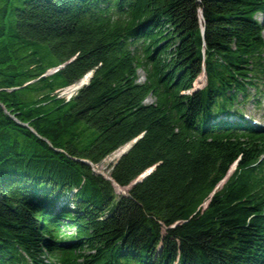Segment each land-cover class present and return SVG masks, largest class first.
Wrapping results in <instances>:
<instances>
[{
  "label": "trees",
  "instance_id": "obj_1",
  "mask_svg": "<svg viewBox=\"0 0 264 264\" xmlns=\"http://www.w3.org/2000/svg\"><path fill=\"white\" fill-rule=\"evenodd\" d=\"M250 101L264 0H0V264H264V127L226 120ZM135 139L111 180L81 162Z\"/></svg>",
  "mask_w": 264,
  "mask_h": 264
},
{
  "label": "rangeland",
  "instance_id": "obj_2",
  "mask_svg": "<svg viewBox=\"0 0 264 264\" xmlns=\"http://www.w3.org/2000/svg\"><path fill=\"white\" fill-rule=\"evenodd\" d=\"M257 19L261 20L262 18H261V17H257ZM201 30H202V29H201ZM70 61H71V60H70ZM64 65H65V64L60 65V66H58V67H56V68H54V69L49 70V71L45 74V76H46V75H49V74H52V73H55V72L58 71L59 69L63 68ZM91 75H92V72H89V73H87V74L83 77V78H86V79H87V80L85 81V84H84L83 86L87 85V83H88V81H89ZM137 76H138V82H143V81L145 80L146 73H145V71H144L143 69H139V70L137 71ZM80 80H81V79H80ZM76 83H77V82H76ZM72 85H73V84H72ZM72 85H70V86H72ZM204 85H205V74H204V72H202V73L196 78V80L193 82V88H192V90L189 91V92H192V91H194V90L201 89L202 87H204ZM70 86L65 87V88H63V89H60V90H58L57 92H55V93L57 94L58 98H60V99H64L65 101H68V100H70L71 98H73V97L77 94V92L79 91V89H81V88L83 87V86H82L81 88H79L78 90H76L75 92H73V94H67L66 91H65V89L69 88ZM76 88H77V87H76ZM154 101H155L154 97H153V96H149L144 102H145L146 104H151V103H153ZM243 111H244V113H250L251 117H252L254 120L257 119L258 122H261V123L264 124V109H263V106H261L259 109H253V105H252L251 103H247V105L245 106V108H244ZM12 119H14V120L16 121V119H15L14 117H12ZM16 123L20 124V125L23 126V127H28L27 124L19 123L18 121H16ZM30 130H31L34 134H36L31 128H30ZM130 144H131V143H130ZM126 146H128V145L126 144L125 146H123V147H121V148L124 149ZM121 153H122V152H121ZM124 153H125V152H124ZM124 153H123V154H124ZM123 154H120V155L118 156V158H115V159H112V160H111L112 156L109 157V155H108V157L104 158V159H103L99 164H97V165H92L90 162H88V161H86V160H83V161H81V162H83V163L89 165L94 173L103 176V177L106 178L107 180H111V179L109 178V176H108V173H109V171H110V169H111L110 166H112V165H113V164H114V163H115V162L121 157V155H123ZM152 168L154 169V167H152ZM148 170H149V169H148ZM148 170H146V171H145L144 173H142L139 177H137L138 182H140V181L143 179L142 176H143L144 174L146 175ZM232 171H233V169H231V170L228 172L227 177L231 174ZM150 173H151V172H150ZM145 175H144V178H145L148 174H147L146 176H145ZM137 179H136V180H137ZM134 181H135V180H134ZM134 181H133L132 183H130V185H128V186H126V187H123V188H121V187H119V186H117L116 184L113 183L114 191H115V194L117 195V197H118L119 195H125V194L127 193V191L130 189V187L136 184V183H134ZM225 181H226V179L224 178L223 181L218 185L217 188H220V187L224 184ZM115 186L119 187V190L116 189ZM75 192H76L75 189L71 190L70 192H68V193H69V196H71V195L74 194ZM65 200H66V199H65V198H62V197L59 198V200H57V202H56V205H58V208H57V206H56V208L59 209L61 206H63L64 203H66ZM114 204H115V203H114ZM70 208H73V205H72V204L70 205ZM65 232H66V233H65V234H66V237H68V236L74 234V230H73V229H70V228H69V229H66Z\"/></svg>",
  "mask_w": 264,
  "mask_h": 264
},
{
  "label": "bare ground",
  "instance_id": "obj_3",
  "mask_svg": "<svg viewBox=\"0 0 264 264\" xmlns=\"http://www.w3.org/2000/svg\"><path fill=\"white\" fill-rule=\"evenodd\" d=\"M87 79L86 78H82L79 82H77L76 84L70 86L69 88L65 89L67 94H73V92H75L76 90H78L79 88H81L84 84L85 81ZM77 87V88H76ZM121 152H123L122 148H119L118 150H116L114 153H112L110 156H112V159L118 158V156L121 154ZM109 156V157H110ZM116 189L119 190V187L115 186Z\"/></svg>",
  "mask_w": 264,
  "mask_h": 264
},
{
  "label": "water",
  "instance_id": "obj_4",
  "mask_svg": "<svg viewBox=\"0 0 264 264\" xmlns=\"http://www.w3.org/2000/svg\"><path fill=\"white\" fill-rule=\"evenodd\" d=\"M202 32H203V29H202ZM137 139H138V138H137ZM137 139L133 140V141L131 142V144L134 143ZM131 144H130V143L127 144L128 146H126V147L123 149V152H122L121 154H123L124 152H126V151L131 147ZM152 170H153V168H150V169L147 171V174H149ZM147 174H146V175H147ZM144 175H145V174H144ZM144 175L142 176L143 178H144ZM146 175H145V176H146ZM137 182H138V179L134 181V183H137ZM217 187H218V186H217Z\"/></svg>",
  "mask_w": 264,
  "mask_h": 264
}]
</instances>
